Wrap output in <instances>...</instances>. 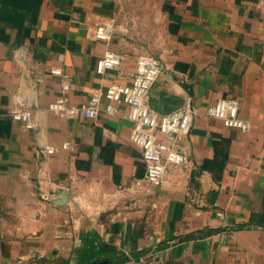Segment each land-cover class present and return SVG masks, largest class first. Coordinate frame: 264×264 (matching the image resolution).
<instances>
[{
	"label": "crops",
	"instance_id": "1",
	"mask_svg": "<svg viewBox=\"0 0 264 264\" xmlns=\"http://www.w3.org/2000/svg\"><path fill=\"white\" fill-rule=\"evenodd\" d=\"M106 21L116 25L110 41L87 36ZM5 35L0 264H264V0H42L24 27L7 26ZM20 46L42 77L43 108L64 94L52 67L64 68L65 95L82 104L93 88L131 83L137 59L149 55L164 64L150 92L153 109L170 113L191 98L204 112L233 98L251 130L197 116L179 141L188 162L169 169L166 185L143 180L125 104L97 122L45 113L46 142L58 152L44 155L36 132L9 116L22 79ZM108 48L121 65L99 74ZM62 190L68 201L57 205Z\"/></svg>",
	"mask_w": 264,
	"mask_h": 264
},
{
	"label": "built area",
	"instance_id": "2",
	"mask_svg": "<svg viewBox=\"0 0 264 264\" xmlns=\"http://www.w3.org/2000/svg\"><path fill=\"white\" fill-rule=\"evenodd\" d=\"M116 32L114 21L101 22L87 28V36L110 41ZM14 58L22 70V79L18 89L13 95V103L9 109V116L19 121L27 129L37 134V151L44 155L58 152V147L46 142V132L42 116L49 112L66 119L81 118L97 122L105 113L113 116L118 113L119 106L125 104L128 108L123 117L133 122L130 140L141 150L145 162V175L143 180L155 185H166L167 174L173 166L186 165L188 157L179 149V141L190 133L194 119L205 114L222 120L226 126L235 127L243 132L251 130L252 122L240 116V103L233 98H220L204 112L198 109L191 98L170 113H160L150 105V92L162 74L164 64L160 58L141 55L137 59L136 70L132 82L123 84L114 82L106 88H93L90 98L82 104H75L65 95L70 85L65 80L64 68L54 66L50 72L63 79L64 94L50 102L45 108L38 102V85L42 77L35 76L30 65L29 56L25 47L20 46L14 50ZM121 54L108 48L98 60L96 71L105 74L121 65ZM58 61L64 60V55L58 56ZM34 104L33 109L30 108ZM35 114L32 115V111ZM264 122V106L262 109ZM70 149L71 144L62 145ZM138 187L143 181L137 180ZM44 199H50V193H42ZM141 262L145 260L141 258Z\"/></svg>",
	"mask_w": 264,
	"mask_h": 264
},
{
	"label": "trees",
	"instance_id": "3",
	"mask_svg": "<svg viewBox=\"0 0 264 264\" xmlns=\"http://www.w3.org/2000/svg\"><path fill=\"white\" fill-rule=\"evenodd\" d=\"M41 2L42 0H0V36L6 38L7 26L24 27L38 12Z\"/></svg>",
	"mask_w": 264,
	"mask_h": 264
},
{
	"label": "water",
	"instance_id": "4",
	"mask_svg": "<svg viewBox=\"0 0 264 264\" xmlns=\"http://www.w3.org/2000/svg\"><path fill=\"white\" fill-rule=\"evenodd\" d=\"M67 201H68V192H67V190H62L60 192L59 199L56 200V204L57 205H64V204H66ZM104 264H107V263L104 262Z\"/></svg>",
	"mask_w": 264,
	"mask_h": 264
}]
</instances>
